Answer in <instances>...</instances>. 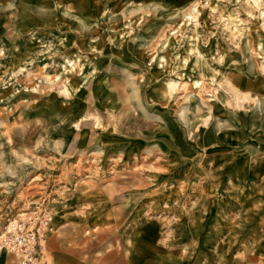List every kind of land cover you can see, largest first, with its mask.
<instances>
[{"label": "rangeland", "instance_id": "1", "mask_svg": "<svg viewBox=\"0 0 264 264\" xmlns=\"http://www.w3.org/2000/svg\"><path fill=\"white\" fill-rule=\"evenodd\" d=\"M36 202L51 264H264V0H0V213Z\"/></svg>", "mask_w": 264, "mask_h": 264}, {"label": "built area", "instance_id": "2", "mask_svg": "<svg viewBox=\"0 0 264 264\" xmlns=\"http://www.w3.org/2000/svg\"><path fill=\"white\" fill-rule=\"evenodd\" d=\"M0 258L8 255L14 264H51L43 245L52 229V214L36 202L11 212H1Z\"/></svg>", "mask_w": 264, "mask_h": 264}, {"label": "crops", "instance_id": "3", "mask_svg": "<svg viewBox=\"0 0 264 264\" xmlns=\"http://www.w3.org/2000/svg\"><path fill=\"white\" fill-rule=\"evenodd\" d=\"M46 245H47V247L49 248L50 246H52L53 245V239L50 237H47V239H46ZM8 258H11L10 256H8V255H3L1 258H0V262L1 263H6V260L8 259Z\"/></svg>", "mask_w": 264, "mask_h": 264}, {"label": "bare ground", "instance_id": "4", "mask_svg": "<svg viewBox=\"0 0 264 264\" xmlns=\"http://www.w3.org/2000/svg\"><path fill=\"white\" fill-rule=\"evenodd\" d=\"M244 80H245V79H244ZM235 89H236V88H235ZM189 91H190V93H193L194 95H197V96L199 97V94H200L199 90L190 89ZM237 91H238V88L235 90V92H237Z\"/></svg>", "mask_w": 264, "mask_h": 264}]
</instances>
